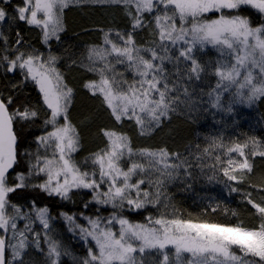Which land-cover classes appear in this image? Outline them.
Listing matches in <instances>:
<instances>
[{"label":"snow or ice","instance_id":"obj_1","mask_svg":"<svg viewBox=\"0 0 264 264\" xmlns=\"http://www.w3.org/2000/svg\"><path fill=\"white\" fill-rule=\"evenodd\" d=\"M87 3L122 5L130 20V30L104 32L103 43L90 46L87 63L81 61L87 72L98 77L83 87L101 97L116 122L132 121L141 135H150L181 105L194 108L197 96L206 95L212 108L228 112L233 111L232 104L225 108L222 96L230 91L233 102L251 105L264 98V0H22L11 17L4 6L11 0H0V23L11 19L40 27L48 44L52 39L59 41L65 31V10ZM245 7L259 16L258 23L240 14ZM213 13L215 18H209ZM138 30H148L147 47L137 43ZM15 36V44L22 47L19 29ZM0 42H9L3 32ZM206 50H214L216 56L203 59ZM7 52L0 47V53ZM60 59L51 52L45 56L35 50L22 52L19 47L11 55L0 54L5 73L19 69L22 77L5 89L9 94L0 91V264H31L25 260L30 246L44 254L46 264H61L62 257H71L74 264H264V197L257 202L250 192L243 193L244 202L259 219L245 226L242 221L211 222L191 214L185 218L170 204L167 193L168 184L193 179L195 169L203 172L205 168L214 173L210 181L219 172L230 192L240 191L232 184L245 183L254 171V158L264 159V141L248 137L242 143L226 144L222 138H213L203 149L197 146L196 153L183 155L167 148L133 149L126 133L105 128L101 129L105 147L78 161L75 154L81 137L69 116L74 89L57 67ZM208 76L216 78L214 86L204 84ZM28 80L41 94L47 116L44 124L51 127L36 137L34 153L19 150L16 130L39 115L29 102L16 103L15 93ZM24 157L28 158L26 168L17 171ZM41 175L42 183H30ZM30 187L64 201L74 192L87 190L91 199L83 202V209L93 203L111 206L108 216L100 215V208L95 216L85 211L58 214L67 222L68 232L86 243L85 256L73 255L50 235L53 217L47 205L38 207L33 200L24 211L11 201L12 194ZM250 187L264 191V183ZM148 205L172 211L149 215L145 223L121 214ZM231 214L238 215L235 210ZM78 218L85 223H78ZM18 221H26L23 228ZM36 221L43 234L34 230Z\"/></svg>","mask_w":264,"mask_h":264},{"label":"trees","instance_id":"obj_2","mask_svg":"<svg viewBox=\"0 0 264 264\" xmlns=\"http://www.w3.org/2000/svg\"><path fill=\"white\" fill-rule=\"evenodd\" d=\"M21 2L22 0H11V4L4 5L8 8L9 17L15 15L13 8ZM240 14L250 15L254 24L259 22V16L246 7L240 9ZM216 15L215 13L209 14V18H215ZM146 18L150 19V17ZM63 23L65 31L60 34V40L52 39L48 44H45L40 27L29 26L11 19L2 22L0 23V32L8 37L9 42L6 45L0 42V47L8 49L7 53L0 54L11 55L19 47L22 52L35 50L45 56L51 52L61 58L57 67L65 75V82L68 86L74 89L73 105L70 108L69 116L73 124L77 126L81 137V147L75 154V159L78 161L105 147L106 138L101 134V129L105 128L126 133L131 139L133 149L167 148L170 152H180L183 155H188L190 152L196 153L197 146L203 149L213 138H222L226 144H230L232 141L242 143L248 137H256L264 141V98L256 100L251 105H246L239 101L233 102L231 91L222 96V103L225 108L231 103L232 112L212 108L206 95L197 96L195 97L194 108L189 109L181 105L176 112L164 118L160 127L150 135H141L132 121L116 122L109 115L106 106L102 104L101 97L91 95L83 87L86 81L98 79V77L87 72L81 61L83 60L84 64L87 63V49L90 46L103 43L104 32L110 29L113 33L117 30H130V20L124 15L123 6L94 3L74 5L65 10ZM17 29L23 36L22 47L15 44V31ZM150 39L148 30L137 31L136 40L138 44L147 47ZM206 51H208V55L204 56L203 59L216 56L214 50ZM73 61L76 63L73 64ZM127 75L131 78L130 73ZM21 79L19 69L14 73H5L4 68L0 67V91H4L5 95L9 94L5 89H10L13 83H19ZM215 82L214 76L204 78L205 85L214 86ZM207 90L205 88V91ZM15 95L18 97L17 104L22 101L29 102L31 106L39 110L38 118L29 123L17 125L16 128L20 140L19 150L23 152L27 149L34 153L37 147L36 137L45 134L46 130H51L50 126L44 124V120L47 118L46 108L42 104L41 94L37 86L31 80L25 82L22 89ZM43 154L44 150L41 148V155ZM27 161V157L21 159L17 171L25 169ZM253 162L254 171L247 181L239 185L232 184V186L238 187L240 191L230 192L225 183L226 178L219 172L216 173V179L210 181L208 177L214 175L211 169L205 168L203 172L195 169L193 179L177 180L167 185L170 204L185 218L191 214L193 218L199 217L201 220L211 222L235 224L242 221L245 226L259 223L258 217L254 215V209L244 202L243 197L244 192H250L252 199L257 202H260V198L264 197V191L250 187V185L264 183V159L256 157ZM207 163L211 164L212 160L209 159ZM34 179V182L38 184L42 183L45 177L41 175ZM90 199L91 195L87 190L74 192L70 200L64 201L60 197L49 196L31 187L18 190L11 195V201L22 205L24 210H29L30 202L33 200L38 207L47 205L53 217L50 235L77 257L86 255L87 245L79 239L78 235L68 232L67 222L58 214L60 212L72 214L85 211L86 215L95 216L97 208H100L99 214L102 216H108L111 213V206H100L94 203L90 204L87 210L83 209V202ZM217 205L219 207L213 212L211 209ZM232 210H235L238 215L233 216ZM161 211L171 212L172 208L164 209L163 206L148 205L139 211L125 209L121 214L132 222L145 223L146 217L149 215L157 217ZM82 219L78 218L77 222H83ZM33 228L43 234L42 226L38 221L33 225ZM31 238L30 235L29 239ZM42 247L46 252L47 246L42 243ZM27 253L25 260L31 261V264H46L44 254L34 247L30 246ZM61 264H74V262L71 257H62Z\"/></svg>","mask_w":264,"mask_h":264},{"label":"rangeland","instance_id":"obj_3","mask_svg":"<svg viewBox=\"0 0 264 264\" xmlns=\"http://www.w3.org/2000/svg\"><path fill=\"white\" fill-rule=\"evenodd\" d=\"M255 102V101H254ZM253 102V103H254ZM252 103V104H253ZM244 104H246V105H249V104H247L246 102L244 103ZM62 121V120H61ZM35 179L33 178L32 180H31V182L30 183H33V184H36L35 182ZM24 211H28V209H25ZM9 212H11V209H9ZM83 220V219H82ZM24 223H26V221H18V226L20 227V228H23V226H24ZM81 223H85V221L83 220V222H81ZM118 225H116L115 226V228L118 230ZM91 241H89V243H90Z\"/></svg>","mask_w":264,"mask_h":264}]
</instances>
